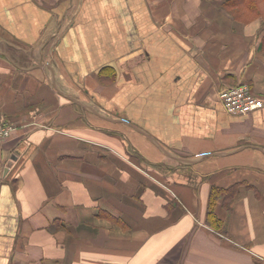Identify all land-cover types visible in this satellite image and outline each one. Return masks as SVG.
Masks as SVG:
<instances>
[{"label":"crops","instance_id":"1","mask_svg":"<svg viewBox=\"0 0 264 264\" xmlns=\"http://www.w3.org/2000/svg\"><path fill=\"white\" fill-rule=\"evenodd\" d=\"M222 2L0 0V264H264V106L219 99L264 101V17Z\"/></svg>","mask_w":264,"mask_h":264},{"label":"trees","instance_id":"2","mask_svg":"<svg viewBox=\"0 0 264 264\" xmlns=\"http://www.w3.org/2000/svg\"><path fill=\"white\" fill-rule=\"evenodd\" d=\"M222 6L227 9L234 18L244 22L251 21L257 17H264V0H223ZM264 47V39L261 43ZM236 188H218L213 186L210 191L206 211V223L214 228L223 231L224 224L215 213V204L217 197L225 195V198H232Z\"/></svg>","mask_w":264,"mask_h":264},{"label":"built area","instance_id":"3","mask_svg":"<svg viewBox=\"0 0 264 264\" xmlns=\"http://www.w3.org/2000/svg\"><path fill=\"white\" fill-rule=\"evenodd\" d=\"M219 99L223 109L235 116L249 114L264 106V101L253 95L246 83L224 87L219 92ZM13 129L11 125L0 121V144L12 133Z\"/></svg>","mask_w":264,"mask_h":264},{"label":"rangeland","instance_id":"4","mask_svg":"<svg viewBox=\"0 0 264 264\" xmlns=\"http://www.w3.org/2000/svg\"><path fill=\"white\" fill-rule=\"evenodd\" d=\"M217 2V1H216ZM219 2V1H218ZM223 7V6H222ZM224 8V7H223ZM230 13V12H229ZM126 120V119H125ZM0 121L2 122V123H4V124H7V125H11L14 129L12 130V132L15 130V125H13L12 123H9V122H7V121H5V120H3L1 117H0Z\"/></svg>","mask_w":264,"mask_h":264}]
</instances>
